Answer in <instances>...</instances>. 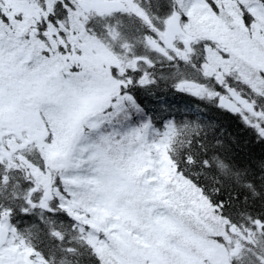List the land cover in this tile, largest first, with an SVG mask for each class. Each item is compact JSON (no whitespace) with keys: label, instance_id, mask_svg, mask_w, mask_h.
<instances>
[{"label":"rangeland","instance_id":"rangeland-1","mask_svg":"<svg viewBox=\"0 0 264 264\" xmlns=\"http://www.w3.org/2000/svg\"><path fill=\"white\" fill-rule=\"evenodd\" d=\"M55 1L0 0V134L5 135L6 146L0 160L18 164L21 160L30 168L46 194L43 201L58 196L62 208L87 228L92 248L110 256L108 264H230L244 242L254 241L252 231L231 226L232 241L228 247H220L182 223L177 211L184 214V207L171 211L154 202L135 208L122 197L119 186L125 182L127 161L146 163L148 171L140 180L145 192L159 199L165 189L171 190L172 178L166 181V174L173 171L167 151L170 124L160 131L141 121L142 127L122 134L127 137L125 142L107 146L100 145L95 131L94 138L84 131L78 134L84 127L96 129L98 118L93 113L100 112L105 119L108 113L101 112L116 109L126 98L115 99L121 81L109 76L108 69L135 67L136 62L128 55L119 59L85 30V19L105 0H70L74 7L68 20L42 29L39 21ZM118 1L142 16L131 0ZM216 1L230 27L204 0H176L178 11L149 42L162 54L165 52L157 40L175 55L186 57L203 41L208 75L223 84L227 75L238 71L241 79L251 84L255 72L264 73V5L250 0ZM63 31L66 34L62 35ZM260 83L256 77L251 85ZM179 88L216 96L225 108L240 112L255 127L259 125L260 115L233 90L221 96L196 83ZM42 127L48 130L45 138ZM15 132L22 133L24 139L18 140ZM24 141L28 147L20 150ZM40 156L43 168L34 165L39 164ZM192 207L200 208L196 203ZM1 226L11 235L8 243L0 246V264H47L40 256L31 255L32 250L17 237L7 219ZM201 226L207 227L204 221Z\"/></svg>","mask_w":264,"mask_h":264},{"label":"trees","instance_id":"trees-1","mask_svg":"<svg viewBox=\"0 0 264 264\" xmlns=\"http://www.w3.org/2000/svg\"><path fill=\"white\" fill-rule=\"evenodd\" d=\"M133 1L150 22L132 12L93 15L84 21L86 30L116 55L120 57L127 48V54L138 62L136 68L124 72L109 68V74L125 82L119 94L128 95L131 100H126L119 111L110 110L112 114L103 119L96 139L102 146L121 142V134L129 135L130 128L136 126L129 124L140 121L136 113L158 130L173 121L169 154L175 170L168 172L171 190L165 189L158 199L140 187L148 168L127 161L126 180L119 186L122 197L135 208L154 202L171 211L184 207V214L181 209L177 211L182 222L192 232L205 235L220 246L226 247L227 241H231V226L252 231L254 242H244L242 254L234 257L231 264H264V73L259 71L251 76V84L256 77L261 80L254 87L243 81L238 71L219 84L215 76L204 72L207 62L204 43L186 57L160 54L150 46L149 39L162 31L165 20L177 11L176 0ZM206 1L228 24L225 11L213 0ZM256 1L264 5V0ZM72 5L70 0H58L46 18L47 23L66 20L68 7ZM185 82L204 85L221 95L233 90L260 114L258 127L239 112L222 106L216 97H201L180 89L179 85ZM108 127L109 138L105 141L99 137ZM114 128L120 137L113 132ZM126 140L127 137L123 142ZM106 155L110 152L106 151ZM192 157L195 163L191 162ZM17 167L8 169L0 165V210L7 211L17 233L31 247L32 256L40 255L49 264H108L103 260L110 261V256L94 251L86 238L88 230L60 209L59 204L52 203L49 206L52 211L45 206L33 207L40 201L31 192L35 186L33 175L28 169ZM221 200L225 201L222 208ZM195 203L200 208H193ZM203 221L211 232L201 226ZM178 241L186 245L183 240Z\"/></svg>","mask_w":264,"mask_h":264},{"label":"water","instance_id":"water-1","mask_svg":"<svg viewBox=\"0 0 264 264\" xmlns=\"http://www.w3.org/2000/svg\"><path fill=\"white\" fill-rule=\"evenodd\" d=\"M99 8L104 12L112 13V12H120L124 10L125 6L120 2H107L104 4H100ZM7 236H8L7 231L3 229L2 233L0 234V243H5Z\"/></svg>","mask_w":264,"mask_h":264},{"label":"snow or ice","instance_id":"snow-or-ice-1","mask_svg":"<svg viewBox=\"0 0 264 264\" xmlns=\"http://www.w3.org/2000/svg\"><path fill=\"white\" fill-rule=\"evenodd\" d=\"M185 162L187 163L188 161L186 160ZM191 162L195 163V157H192V161ZM224 204H225V201L221 200L220 201V207L222 208L224 206Z\"/></svg>","mask_w":264,"mask_h":264}]
</instances>
